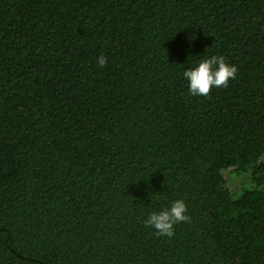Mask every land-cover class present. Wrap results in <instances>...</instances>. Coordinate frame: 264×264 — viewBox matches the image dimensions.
<instances>
[{"label": "trees", "instance_id": "1", "mask_svg": "<svg viewBox=\"0 0 264 264\" xmlns=\"http://www.w3.org/2000/svg\"><path fill=\"white\" fill-rule=\"evenodd\" d=\"M0 264H264V0H0Z\"/></svg>", "mask_w": 264, "mask_h": 264}, {"label": "clouds", "instance_id": "2", "mask_svg": "<svg viewBox=\"0 0 264 264\" xmlns=\"http://www.w3.org/2000/svg\"><path fill=\"white\" fill-rule=\"evenodd\" d=\"M106 63L103 55L97 58L99 66L104 67ZM237 71L222 55H213L200 61L195 68L185 70L183 77L188 82V91L192 96L210 97L212 88H227L229 81L236 78ZM186 212L184 201L175 200L170 207L149 214L144 225L153 228L156 236L171 238L174 235V225L191 222V217Z\"/></svg>", "mask_w": 264, "mask_h": 264}]
</instances>
